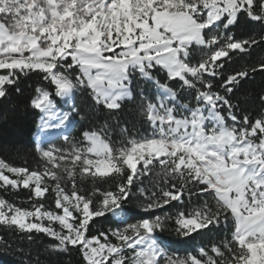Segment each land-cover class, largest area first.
Returning a JSON list of instances; mask_svg holds the SVG:
<instances>
[{"label": "snow or ice", "instance_id": "1", "mask_svg": "<svg viewBox=\"0 0 264 264\" xmlns=\"http://www.w3.org/2000/svg\"><path fill=\"white\" fill-rule=\"evenodd\" d=\"M249 23L261 31L237 35ZM258 47L264 48V0H0V98L22 75L42 73L51 90L38 87L31 100L42 113V130L67 125L79 111L73 105L61 112L57 98L86 91L95 105L115 112L132 98L137 75L156 89L154 99L140 91L147 135L125 127L113 141L100 128L84 131L69 149L38 145L42 171L0 159V188L31 193L29 207L0 197V226L30 240L42 233L54 241L51 251L76 249L85 264H264V113L238 115L230 98L242 82L264 75V56L219 80L223 94L214 88L225 64ZM185 93L195 106L181 102ZM259 99L264 104V93ZM149 166H159L169 187L150 195L141 188L140 211L183 203L197 188L214 204L205 199L180 211L175 231L188 238L231 219V240L181 259L157 235L170 217L130 222L124 202ZM78 181L114 182L115 189L89 192ZM48 196L54 208L46 205ZM108 215L122 226L90 235L92 222Z\"/></svg>", "mask_w": 264, "mask_h": 264}, {"label": "trees", "instance_id": "2", "mask_svg": "<svg viewBox=\"0 0 264 264\" xmlns=\"http://www.w3.org/2000/svg\"><path fill=\"white\" fill-rule=\"evenodd\" d=\"M260 31L261 28L258 25L249 23L238 29L237 35L247 36L258 34ZM195 55L198 56V53ZM261 56H264V48L258 47L250 54H241L230 64H225L224 69L221 70L223 75L214 82L215 90L223 94L224 90L220 87L219 80L238 71L246 64L258 60ZM158 76L163 79L164 74L159 73ZM172 83L175 84L176 82ZM38 87L51 90L48 82L42 79V73L30 72L28 75H22L18 84L9 88V94L5 98H0V159L15 166L42 171L45 162L36 142L41 113L31 106V100L37 95L36 89ZM132 88V98L125 100L121 109L115 112L95 105L88 92H77L74 101L79 111L74 112L72 115V129L67 135L69 141L66 142L63 138L58 137L48 143L46 147L69 149L72 143L82 140L84 131L100 128H106L113 141L122 138L121 130L125 127L132 135L149 134L151 129L141 109L140 91L143 89L147 96L154 99L156 89L150 82L143 81L138 75L133 81ZM262 93H264V75L256 73L254 79L242 82V86L230 97L233 103L239 105L238 115L247 114L250 117H258L261 113H264V104L259 99ZM181 102H191L192 106H195L191 93H185ZM56 103L61 108V99L57 98ZM149 167L152 168L149 173L134 179L132 195L124 202L125 214L130 222H136L141 218H154L155 216L170 217L166 221V229L157 235L166 250L181 259L189 256L199 257L201 247L210 249L214 243L218 244L226 239L231 240L234 231V224L231 219H229L227 225L221 224L219 228L210 230L203 229L193 233L188 238L179 236L175 231V219L180 211L190 212L193 208L202 205L205 199L214 204L208 194H198L197 188H192L193 194L190 199L187 195L182 198L183 203L173 201L165 208L158 209L155 212L144 213L140 211L139 205L146 202L145 193L150 195L151 192L155 191L159 194L160 187H169V185L163 184L157 175L160 172L159 166ZM171 182H175L179 187V180ZM81 183L84 190L89 192L93 187H98L101 191L110 188L115 189L114 182H98L93 185L91 181H78V184ZM64 186L67 190H70L71 182H66ZM141 188L145 190V193H141ZM30 195V191L22 187L8 190L0 188V197L22 207H29ZM45 203L54 208L51 196L47 197ZM92 223L95 227L91 229L90 235H96L101 230L108 231L122 226L120 220L111 215L96 218ZM31 235L33 238L30 240L28 233L0 226V237H2V242H0V264H85L80 252L76 249H71L69 253H56L50 250V245L54 243L51 238L42 233L33 232Z\"/></svg>", "mask_w": 264, "mask_h": 264}, {"label": "rangeland", "instance_id": "3", "mask_svg": "<svg viewBox=\"0 0 264 264\" xmlns=\"http://www.w3.org/2000/svg\"><path fill=\"white\" fill-rule=\"evenodd\" d=\"M3 71H7V70H3ZM61 101H62V106H61V108L58 107V109L61 112H69V111L72 110V106L75 105L74 98L73 99H69V100L61 99ZM41 116H42V113H41ZM40 123H41V120H40ZM40 123H39V125H40ZM51 123L55 124L56 121L53 120V121H51ZM71 127H72V118H71V122L70 123H68L65 126H61L59 128L51 127V128H48L47 130H42L39 127L38 128V133H37V136H36L37 145H39L40 148L47 149L46 145L48 143H50L52 140H54V139H56L58 137H61V138L64 139V137L67 136L68 133L70 132V128ZM114 218L119 220V218H117V217H114ZM54 227H59V226L58 225H54ZM129 251H131V250H129Z\"/></svg>", "mask_w": 264, "mask_h": 264}]
</instances>
